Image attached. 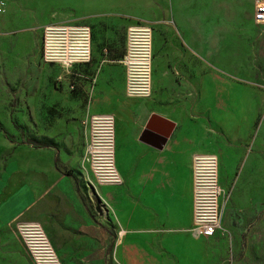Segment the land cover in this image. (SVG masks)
<instances>
[{
  "label": "rangeland",
  "instance_id": "374dc122",
  "mask_svg": "<svg viewBox=\"0 0 264 264\" xmlns=\"http://www.w3.org/2000/svg\"><path fill=\"white\" fill-rule=\"evenodd\" d=\"M3 1L7 11L0 18L1 132L15 144L28 142L31 138L39 139L42 132L53 134L56 154L66 161L65 168L74 172L83 202L89 197V189L80 171L87 135L83 120L87 95L84 94L85 102L81 105L80 91L76 90L77 86L71 90L69 76L63 69L42 60L44 26L52 23L90 26L92 47H97L100 53L106 49L113 61L120 60L125 53L128 26L145 23L151 27L152 36L157 27L162 31H165L163 27L171 28L188 55L184 64L187 78L180 79L175 75L173 66L168 64L167 70L173 78L169 83L162 84L164 88L159 95L163 96V92L170 89L187 91L189 104L200 106L195 114L189 112L191 121L205 124L210 116L209 111L201 106L197 91L206 75H210L213 84L210 92L212 100L218 99L215 96L219 93L214 90L219 85H253L256 88L259 108L244 142L240 140L242 138L235 142L224 136L221 129L211 134L205 130L209 138L218 139L212 148L224 157L226 163L224 182L218 180L223 192L219 199L222 207L221 230L211 239L199 240L205 252V264H264V26H256L252 22L257 0ZM162 36L168 40L164 32ZM92 55L90 62L93 61ZM191 69H194V74H189ZM189 83L195 84V91L185 87ZM173 96L178 98L180 91ZM144 99L156 103L153 84L151 95ZM160 103L166 106L171 102L164 100ZM32 105L36 107L32 108ZM34 110L40 113L37 122L31 114ZM193 144L189 141L182 147L191 154L190 159L197 153L217 155L216 151L208 152L209 145L206 143L202 144V151L194 152ZM232 155L236 157L234 162ZM118 157L115 147L116 166L120 171ZM186 177L187 173H184L182 178ZM119 189H101L108 213H112L109 207L119 212L123 205ZM93 200L98 202L95 198ZM121 209L123 211V206ZM85 217L105 228L108 237L106 240L99 239L104 247L95 245L89 252L94 259L92 262L83 261L84 254L75 251L65 253L68 264H143L138 253H131L126 261L117 258L113 231L116 225L107 223L110 221L108 215L104 216L105 219L96 216L98 220L95 221L86 207ZM40 224L51 241L47 229ZM222 228L229 231L230 238L226 233L221 234ZM55 251L61 261L59 252ZM144 256L150 260L147 253ZM0 264H31L15 225L0 232ZM148 264L155 262L148 261Z\"/></svg>",
  "mask_w": 264,
  "mask_h": 264
},
{
  "label": "crops",
  "instance_id": "0c3cea01",
  "mask_svg": "<svg viewBox=\"0 0 264 264\" xmlns=\"http://www.w3.org/2000/svg\"><path fill=\"white\" fill-rule=\"evenodd\" d=\"M162 29L165 31L160 27L154 29L152 36L151 79L156 103L126 95L124 68L118 61L109 59L106 49L100 53L97 47H92L93 61L74 67L81 105L84 94L87 95L84 122L95 114L115 117V147L119 153L121 169L118 172L123 184L102 186L99 191L105 201L102 188H120L118 194L123 211L109 207L114 216L111 212L97 214L90 195L84 202L79 197L77 184L72 178L74 172L65 168L66 161L58 158L54 147L12 143L0 128V232L20 221H39L47 229L61 263L68 264L65 253L75 251L84 254L83 261L92 262L94 259L89 252L95 245L104 247L99 239L106 240L108 233L85 217L87 207L95 221L98 220L96 216L105 219L104 216L108 215L110 221L107 223H115L114 246L119 260L126 261L131 253H138L143 264L148 261L155 264H205L206 256L199 239H211L218 232L210 238H194L190 234L191 154L182 147L193 141L194 152L202 151L203 143L209 145L208 152L216 151L218 180L223 183L226 161L212 148L218 139L209 138L205 130L211 134L221 129L224 136L235 142L242 138L240 140L244 142L258 112L259 94L253 85H219L214 90L219 93L215 96L218 99L212 100L213 84L210 75H206L197 91L201 106L209 111L210 116L205 124L191 121L189 112L195 114L200 106L189 104L187 91L170 89L163 92V96L159 95L164 88L162 84L173 78L167 70L168 64L173 66L175 75L183 79L187 78L184 64L188 61V55L172 29ZM188 72L194 74V69ZM185 87L192 88L189 91L196 90L193 83ZM179 91L180 96L174 98ZM164 100L171 103L164 106L160 103ZM33 104L36 105L37 101L34 100ZM31 114L37 122L40 113L34 110ZM41 136L54 138L47 132H42ZM231 158L234 162L236 157L232 155ZM184 173H187L186 179L182 178ZM119 229L125 232L122 238L117 237ZM222 229L230 238L229 231ZM146 253L150 260L145 259Z\"/></svg>",
  "mask_w": 264,
  "mask_h": 264
},
{
  "label": "built area",
  "instance_id": "2783aa9c",
  "mask_svg": "<svg viewBox=\"0 0 264 264\" xmlns=\"http://www.w3.org/2000/svg\"><path fill=\"white\" fill-rule=\"evenodd\" d=\"M6 11V2L0 0V18ZM252 22L256 26H264V0L255 2ZM91 38V28L85 24L52 23L42 29V60L62 68L71 77V90L76 87L74 67L87 65L91 61ZM152 49V29L149 25L137 23L127 27L125 53L118 63L124 68L128 97L147 98L151 95ZM84 123L87 137L80 171L89 189L94 211L106 215L109 209L100 196L99 188L123 184L115 160V117L112 114H95ZM190 177V234L194 238H210L221 230V190L216 156L209 153L194 154L190 162ZM93 198L98 201L100 213L96 210L97 203H94ZM15 229L31 264H62L40 223L20 221L15 224ZM124 234L119 229L117 237L122 238Z\"/></svg>",
  "mask_w": 264,
  "mask_h": 264
},
{
  "label": "trees",
  "instance_id": "16d2710c",
  "mask_svg": "<svg viewBox=\"0 0 264 264\" xmlns=\"http://www.w3.org/2000/svg\"><path fill=\"white\" fill-rule=\"evenodd\" d=\"M118 61V60H117ZM1 128V127H0ZM28 144H32L34 147H41V148H48V147H53L54 146V141L52 139H49L48 137H41V138H31L30 141L25 142ZM68 176H73L70 173H66ZM74 182H76V177H72Z\"/></svg>",
  "mask_w": 264,
  "mask_h": 264
},
{
  "label": "water",
  "instance_id": "95a60500",
  "mask_svg": "<svg viewBox=\"0 0 264 264\" xmlns=\"http://www.w3.org/2000/svg\"><path fill=\"white\" fill-rule=\"evenodd\" d=\"M151 119H154V116H152ZM163 121H164L165 123H167L168 125L173 126L172 123L167 122V121H165V120H163ZM96 210L100 213V209H99V206H98V202H97V209H96Z\"/></svg>",
  "mask_w": 264,
  "mask_h": 264
},
{
  "label": "bare ground",
  "instance_id": "6f19581e",
  "mask_svg": "<svg viewBox=\"0 0 264 264\" xmlns=\"http://www.w3.org/2000/svg\"><path fill=\"white\" fill-rule=\"evenodd\" d=\"M153 41V40H152ZM154 42V41H153ZM152 52H153V49H152ZM221 192H222V190H221ZM223 193V192H222ZM109 207V206H108Z\"/></svg>",
  "mask_w": 264,
  "mask_h": 264
}]
</instances>
